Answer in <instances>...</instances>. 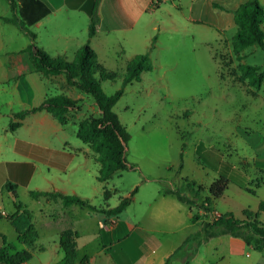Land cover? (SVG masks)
Instances as JSON below:
<instances>
[{"label": "crops", "instance_id": "1", "mask_svg": "<svg viewBox=\"0 0 264 264\" xmlns=\"http://www.w3.org/2000/svg\"><path fill=\"white\" fill-rule=\"evenodd\" d=\"M43 1L51 13L32 25L31 30L36 34L33 40L19 25L3 20L4 16L15 15L16 9L10 0H0V209L7 211V216L0 217V248L10 245L12 254L29 248L19 240V230L8 218L17 214V202H20L23 209L30 212L31 222L39 234L31 249L32 259L26 262L29 264L34 256L40 264L63 262L65 253L59 244V236L69 228L79 233L76 264H166L170 257V264H185L186 260L189 264H264V250H257L243 238L231 234L211 237L200 246L190 244L177 251L205 221L233 213V207L221 208L217 202L225 197L232 185L240 188L237 182L229 184L228 189L209 206L210 210L199 206L200 201L191 206L175 194L166 193L164 188L143 192V195L142 188L138 189L130 205L120 214H108L75 204L65 206L60 197L37 198L32 191L79 195L100 209L118 205L110 203L112 192L105 185L107 181L99 179L101 163L89 145L78 137L76 122L82 118L80 112L75 117L69 116L70 120L62 124L50 112L42 110L30 113L20 127L10 129L14 113L39 106L46 98L58 95L55 94L57 86L68 92L74 89L63 73L44 76L35 70L27 51L34 41L48 54L65 57L68 61L74 60L80 48L90 42L100 60V51L109 38H115L120 46L161 45L165 42V35L181 31L163 14L180 12L185 22L184 32L192 29L189 33L194 36L192 33L198 28L191 27L201 25L202 30L214 33L216 42H225L230 47L237 30L235 10L248 0H101L97 9V32L92 38L89 37V27L95 0ZM259 2L264 6V0ZM228 32H233L232 39L227 36ZM230 76L232 80H238L234 75ZM246 82L249 89L258 93L263 87L256 90ZM73 98L82 96L78 94ZM69 124L76 126L75 134L79 140L72 141L69 137ZM253 142L258 150L257 168L264 174V137L256 135ZM213 148L217 147L212 142L206 146L207 150ZM223 157L232 168L203 166L211 176V179L196 181L203 187V193L210 195V186L222 171L234 175L238 182L247 181L241 169L249 163L235 164L232 158ZM196 162L198 167L202 166L200 161ZM9 183L15 186L17 200L8 187ZM260 186L257 182L256 187ZM182 187L183 184L171 188ZM106 188L110 191L109 196L105 193ZM6 193H11L12 197L8 198ZM5 197L8 201L11 199L10 203H5ZM258 206L251 210L257 211ZM245 209L250 208L241 209V218H244ZM200 216L204 217L202 223H199ZM19 217V225L25 229L30 220ZM48 230H54L56 237L48 248V258L44 259L40 254L47 248L42 247L41 253L36 254L39 250L37 241L47 235Z\"/></svg>", "mask_w": 264, "mask_h": 264}, {"label": "rangeland", "instance_id": "2", "mask_svg": "<svg viewBox=\"0 0 264 264\" xmlns=\"http://www.w3.org/2000/svg\"><path fill=\"white\" fill-rule=\"evenodd\" d=\"M163 16L176 23L181 31L165 35L161 45L120 46L115 38H109L100 51V62L108 70L118 73L117 79L102 82L107 94L123 87L127 63L134 55L150 54L154 66L142 75L141 81L126 85L114 107L131 134L126 157L133 167L107 180L105 185L112 192L110 203L119 204L134 188H142L143 195V192H156L181 184L184 187L187 179L190 182L211 179L207 169L204 171L203 168L212 166L206 160L198 159V155L205 159V153L202 150L197 153L196 148L201 142L206 146L212 142L235 164L249 163L241 170L247 178L246 186L254 189L255 194L232 185L225 197L217 202L221 208L233 207L235 216L241 218L242 208L256 209L258 203L264 201V180H261L264 174L257 168L258 150L253 142L256 135L264 137V83L258 93L249 89L247 82L232 80L228 72L234 68L241 73V63L259 65L264 72V51L258 45L251 46L244 51L242 60L235 54L233 43L228 47L225 42H216L214 33L202 30L201 25L191 27L198 28L192 33L194 36L189 33L192 29L184 32L186 27L180 12ZM233 32L227 33L231 39ZM222 56L233 62L228 72L219 61ZM73 88L68 92L57 86L55 94L66 93L72 97L81 94L79 112L82 117L100 116L94 98ZM76 129L74 124L68 125L72 141L79 140ZM197 160L202 166L198 167ZM258 179L259 188L256 187ZM6 194L8 198L12 197L11 193ZM206 195L209 193L202 192L201 199ZM6 200L7 197V204L11 201ZM203 219L200 216L199 223ZM261 221L264 223V214ZM53 233L54 230H48L47 235L37 241L39 250L36 254L41 253L42 247L47 248L40 258H48V248L56 237ZM31 263L40 264L36 256Z\"/></svg>", "mask_w": 264, "mask_h": 264}, {"label": "trees", "instance_id": "3", "mask_svg": "<svg viewBox=\"0 0 264 264\" xmlns=\"http://www.w3.org/2000/svg\"><path fill=\"white\" fill-rule=\"evenodd\" d=\"M16 13L10 17H2L3 20L19 25L24 31L29 33L33 40L36 34L32 32L31 27L38 21L51 13L50 7L43 0H10ZM101 0H95L92 10V19L89 27V37L92 38L97 32L98 5ZM235 22L237 25L236 33L233 37V49L238 58H245V50L251 46L258 45L264 51V6L259 0H248L241 4L235 10ZM31 61L34 64L35 70L44 76L51 74L63 73L69 85L76 87L82 92L91 95L100 111V116L93 114L82 117L77 120L78 137L95 153L96 159L101 163L99 179L107 181L116 173L133 167L129 165L126 157V149L128 142L131 139V134L127 127L121 122L119 115L114 110L116 103L122 97L124 88L127 84L134 81H141L142 75L153 70V62L150 54H136L127 63V72L124 77V85L121 89L113 94H107L102 82L107 80H115L118 78V73L108 70L99 60L98 54L91 46L90 42L83 45L74 60L68 61L62 56H51L42 48L38 47L34 41L28 48ZM217 58V56H216ZM223 66V70L229 69L233 64L231 60L219 58ZM241 73L237 70L227 72L234 75L238 80L252 85L256 90H259L264 83V72L259 65L241 63L239 66ZM225 75V72H222ZM79 99H74L67 94H58L46 98L39 106L31 109H25L13 114L10 129L15 130L20 127L22 121L30 113H35L42 110L50 112L62 124H66L71 117H75L76 113L81 111ZM15 119V120H14ZM200 150L204 151L205 159L198 155L200 161H207L212 167L219 169L217 165L222 167L232 168V165L224 160L223 151L217 148L207 150L206 146L201 143L197 148V153ZM221 170V169H220ZM223 172V171H222ZM221 175L211 184L210 195L201 200L202 186H197L196 182L186 180V185L180 189L167 188L166 193L175 194L179 200L188 204L199 206L206 210H210L209 206L213 201L219 198L227 189L231 182L237 184L249 192H255L250 187L246 186L245 182H238L235 176L227 173ZM259 183V180H257ZM252 186V185H251ZM13 196L17 200V193L14 184L9 183ZM134 188L131 195L120 200L119 204L110 209L98 208L89 200L79 195H67L61 192L47 191H32L34 197H60L65 206L79 205L88 207L93 210H100L108 214H120L130 205L133 195L137 192ZM190 192L187 195L186 192ZM109 190L105 189V193L109 196ZM18 212L16 215H11L8 218L17 226L19 230V240L29 246L28 249L11 253V246L0 248V264H23L32 259L31 249L39 236L38 230L31 222V214L28 210L23 209V205L17 202ZM244 218H238L234 213L228 212L216 217L213 221H205L201 229L189 236L177 251L182 250L190 244L200 246L203 242L211 237L231 234L236 237L243 238L250 246L257 250H264V223L260 220V214L264 213V201H260L258 210H244ZM22 216L30 220L29 225L23 229L19 225L18 219ZM19 217V218H18ZM78 237L79 233L75 229L69 228L61 232L59 236V244L63 249L65 256L63 262L59 264H76L78 259ZM194 250V249H193ZM176 251V252H177ZM195 253V251H194ZM171 257L168 258L166 264H170ZM185 264H189L186 260Z\"/></svg>", "mask_w": 264, "mask_h": 264}, {"label": "built area", "instance_id": "4", "mask_svg": "<svg viewBox=\"0 0 264 264\" xmlns=\"http://www.w3.org/2000/svg\"><path fill=\"white\" fill-rule=\"evenodd\" d=\"M2 216H7V211L6 210H4V209H0V217H2ZM23 264H29V263H23ZM81 264H86V262H82Z\"/></svg>", "mask_w": 264, "mask_h": 264}]
</instances>
